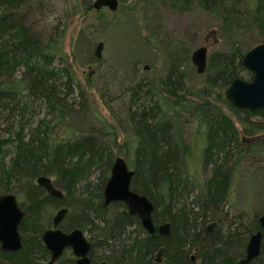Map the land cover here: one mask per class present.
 Returning <instances> with one entry per match:
<instances>
[{
  "label": "trees",
  "instance_id": "trees-1",
  "mask_svg": "<svg viewBox=\"0 0 264 264\" xmlns=\"http://www.w3.org/2000/svg\"><path fill=\"white\" fill-rule=\"evenodd\" d=\"M43 1L36 8L32 0H0V193H14L25 212L22 247L15 252L0 249V264L47 260L40 233L61 206L69 210L63 229L101 232L94 245H106L108 253L102 257L108 264H158L154 254L160 247L162 264H194L191 249L200 264H236L249 235L260 229V212L235 211L231 203L234 176L245 163L254 171L252 180L261 179L257 187L264 199V138H254L264 131V108H237L220 92L235 77L250 79L241 66L244 51L233 45L219 53V61L210 63L214 72L204 76L201 87L186 81L183 66L191 53L183 47L166 54L167 67L159 76L119 77L123 88L113 99L121 100L120 108L114 112L105 102L123 132L119 147L113 128L92 107L62 49L66 21L55 17L50 23L48 12L36 28L35 12L49 3ZM80 1L84 10L92 8L93 0ZM171 2L199 4L217 13L223 19L221 31L253 19L263 36L257 43L264 41V0ZM86 29L77 36L74 59L102 69L104 60L96 56ZM110 78L118 80L115 70ZM92 82L98 83L94 78ZM98 92L104 97L102 89ZM211 97L221 100L230 114ZM191 126L204 141L200 183L188 163ZM118 151L134 171L131 189L153 204L154 224L170 223L168 236L148 234L122 202L104 208L102 191ZM39 175L51 177L64 198H52L37 186ZM250 201L252 196L243 197V202ZM211 222L217 226L207 231ZM57 264L74 260L65 253ZM251 264H264V233L260 254Z\"/></svg>",
  "mask_w": 264,
  "mask_h": 264
},
{
  "label": "rangeland",
  "instance_id": "rangeland-1",
  "mask_svg": "<svg viewBox=\"0 0 264 264\" xmlns=\"http://www.w3.org/2000/svg\"><path fill=\"white\" fill-rule=\"evenodd\" d=\"M32 1L37 3L36 8L39 5L43 6L42 3L45 4L43 0ZM103 10V14H99V10L93 7L84 10L80 0H49L44 8H39L35 12L33 20L37 29L42 25L41 18L48 15V12H50V23L55 17L66 21L62 49L92 107L103 121L113 128L119 147L124 140L123 132L105 103L110 102L114 112L120 108L121 100L114 102L113 99L123 88L124 83L121 84L119 77L129 78L136 75L139 80L159 76L167 67L165 56L168 52L181 51L183 47L191 53L196 47L204 45L207 47L205 72L197 73L191 60L183 66L188 72L186 76L188 85L201 87L204 76L214 72L211 64L219 61V53L229 51L233 45L245 51L263 39L256 23L252 22L253 19L242 20L238 27L234 25L236 28L232 30L225 28L221 31L223 19L199 4L192 3L187 7L177 3L173 5L171 0H118L119 12L115 16H111L112 13L107 8ZM83 28H88L86 30L93 40L94 49L98 42H102L101 57L104 60L102 69L94 64L82 65L74 59L75 42ZM114 70L117 72L118 80L110 81V73ZM98 72L100 76L102 75L100 79H97ZM93 78L98 82L95 85L92 82ZM104 79L107 82H104ZM98 88L104 91V97L100 96ZM220 92L222 97H225L224 90ZM211 101L230 114L221 100L211 97ZM194 128V126L189 127V134L186 136L191 147L188 163L193 177L200 183L203 175L199 162L204 141L202 133H198ZM262 137L264 138V131L254 135L257 139ZM117 156L122 154L118 151ZM254 166L258 167L262 164L256 163ZM253 173L250 165L245 163L234 176L231 203L236 204L235 211L247 209L251 214L255 211L260 213L264 211V199L257 187L262 186V181L259 178L253 181ZM244 196L249 198L252 196V203L243 202ZM114 208L116 207H111ZM99 252L100 250L97 253ZM191 254H195V249L190 250L189 255ZM195 262H199V259Z\"/></svg>",
  "mask_w": 264,
  "mask_h": 264
},
{
  "label": "water",
  "instance_id": "water-1",
  "mask_svg": "<svg viewBox=\"0 0 264 264\" xmlns=\"http://www.w3.org/2000/svg\"><path fill=\"white\" fill-rule=\"evenodd\" d=\"M92 7L96 10L107 8L115 11L118 8V0H93ZM102 42H98L95 49L97 57H101ZM191 63L195 66L197 73H204L207 61V47L204 45L196 47L190 55ZM243 68L252 73L250 80L235 77L225 89V98L233 106L244 108L249 111L264 108V41L256 43L248 48L241 58ZM131 169L122 156H116L110 168L109 176L103 187V205L106 207L112 202H122L130 215L136 216L143 229L149 234L155 230L164 236L170 234V223L165 221L155 226L152 220L153 204L143 194L131 189L133 177ZM36 184L42 187L46 193L54 198H63V192L53 184V179L46 175H39ZM67 212L66 207L60 208L52 219L54 227L58 226ZM23 217V211L19 206L14 193H0V249L17 250L21 247V236L18 230L19 223ZM260 229L250 234L245 245L244 255L237 264H250L261 250L264 232V211L258 217ZM210 223L209 226H211ZM42 240L50 252V258L45 264H54L61 256L64 249L70 247L78 258L76 264H90L87 254L89 243L83 237L79 229L65 233L59 229L46 230ZM163 248H159L156 261L160 260ZM190 259L195 260V255ZM100 264H106L105 261ZM173 264H180L174 262Z\"/></svg>",
  "mask_w": 264,
  "mask_h": 264
},
{
  "label": "flooded vegetation",
  "instance_id": "flooded-vegetation-1",
  "mask_svg": "<svg viewBox=\"0 0 264 264\" xmlns=\"http://www.w3.org/2000/svg\"><path fill=\"white\" fill-rule=\"evenodd\" d=\"M245 52V51H244ZM243 56V55H242ZM242 66V65H241ZM243 68V67H242ZM245 69V68H244ZM245 70H247V69H245ZM250 74H251V77H250V79L252 78V73L249 71V70H247ZM241 78V77H240ZM244 79V78H243ZM250 79H247V80H250ZM226 89V88H225ZM35 184H36V179H35ZM37 185V184H36ZM37 186H39V185H37ZM40 187V186H39ZM40 188H42V187H40ZM43 189V188H42ZM44 190V189H43ZM62 191V190H61ZM44 192L46 193V191L44 190ZM63 192V191H62ZM47 194V193H46ZM64 194V193H63ZM48 195V194H47ZM50 196V195H49ZM17 197V196H16ZM50 197H52V196H50ZM102 197H103V191H102ZM52 198H54V197H52ZM63 198H64V195H63ZM63 198H60V199H63ZM55 199H59V198H55ZM17 201H18V203H19V206H20V200H18V198H17ZM118 202V201H117ZM112 203H114V202H112ZM111 204V203H110ZM109 204V205H110ZM109 205H107L106 207H108ZM104 206V205H103ZM62 207H66L67 208V212L65 213V215L63 216V218H62V220H61V222L58 224V226H56V227H54L53 226V224H52V219H53V217H54V215H55V213L60 209V208H62ZM105 206H104V208H106ZM20 208L22 209V211H23V217H22V219H21V221H20V223H19V226H18V230H19V233H20V236H21V247H22V244H23V236H22V233H21V231H20V224H21V222L23 221V219H24V216H25V212H24V209L20 206ZM68 207L67 206H61V207H59V208H57V209H55L54 211H52L51 212V216H50V222H49V224L43 229V231L40 233V240H41V243H42V245L44 246V248H45V250L47 251V260H40V261H38V263H36V264H45L48 260H49V258H50V252L48 251V249L46 248V246H45V244H44V242H43V240H42V235H43V233L46 231V230H54V229H59V230H61V231H63V232H65V233H68V232H70V231H72V230H74V229H79L81 232H82V235H83V237L88 241V243H89V245H90V247H89V252H88V254H87V257L89 258V261H90V264H100L101 262H103V261H105L106 262V264H108L107 263V261L105 260V259H103V257H102V255H104V254H107L108 252H107V249H106V245L105 244H101V245H94V241L96 240V239H98V236L100 235V233L101 232H89V231H87V230H83V229H81V228H79V227H75V228H69V229H63L62 228V223H63V221L65 220V217H66V215H67V213H68ZM125 211H126V209H125ZM127 212V211H126ZM161 224V223H160ZM159 225V224H158ZM155 226H157V225H155ZM216 226H217V224H211V226H209V224H207L206 225V229H207V231H211V230H213L214 228H216ZM143 228V227H142ZM145 230V229H144ZM146 231V230H145ZM156 231V230H155ZM147 232V231H146ZM155 233V232H154ZM153 233V234H154ZM254 233V232H253ZM264 233V232H263ZM149 234V233H148ZM150 235H152V234H150ZM161 235V234H160ZM164 236V235H163ZM248 240V239H247ZM262 241H263V238H262ZM105 245V246H104ZM21 247L19 248V249H21ZM161 248V247H160ZM163 248V247H162ZM19 249H17V250H13V251H11V250H4V251H10V252H15V251H18ZM164 249V248H163ZM98 250H100V252L99 253H97L98 252ZM159 250V249H158ZM157 250V251H158ZM157 251H156V253L154 254V262H156V263H158V264H162L163 263V256H162V253H161V256H160V260L159 261H156V254H157ZM196 251V250H195ZM261 251V250H260ZM163 252V251H162ZM65 253H69L70 255H71V258L74 260V264H76V259L78 258L77 256H75L74 254H73V252H72V248H70V247H68V248H66V249H64V251L62 252V254H61V256L59 257V259L54 263V264H57L58 263V261L61 259V257L65 254ZM192 255V254H191ZM191 255H189V257H191ZM193 255H195V260L193 261L194 262V264H200L201 263V261H200V259L199 258H196V254H193ZM259 256V255H258ZM257 256V257H258ZM243 257V256H242ZM256 257V258H257ZM241 258V257H240ZM239 258V259H240ZM255 258V259H256ZM199 259V262H195L196 260H198ZM238 259V260H239ZM191 260V259H190ZM237 260V261H238ZM254 260V259H253ZM252 260V261H253ZM192 261V260H191ZM251 261V262H252ZM174 262H179V261H174ZM173 262V263H174ZM251 262H250V264H251ZM180 263V262H179ZM181 264V263H180ZM236 264H237V262H236Z\"/></svg>",
  "mask_w": 264,
  "mask_h": 264
},
{
  "label": "bare ground",
  "instance_id": "bare-ground-1",
  "mask_svg": "<svg viewBox=\"0 0 264 264\" xmlns=\"http://www.w3.org/2000/svg\"><path fill=\"white\" fill-rule=\"evenodd\" d=\"M63 191V190H62Z\"/></svg>",
  "mask_w": 264,
  "mask_h": 264
}]
</instances>
